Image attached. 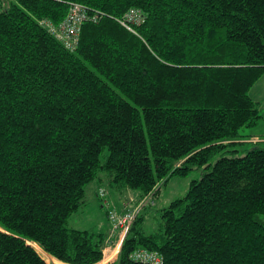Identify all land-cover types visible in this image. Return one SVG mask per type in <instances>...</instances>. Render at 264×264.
Here are the masks:
<instances>
[{
	"label": "trees",
	"instance_id": "trees-1",
	"mask_svg": "<svg viewBox=\"0 0 264 264\" xmlns=\"http://www.w3.org/2000/svg\"><path fill=\"white\" fill-rule=\"evenodd\" d=\"M73 3L88 19L71 51L41 20ZM263 75L264 0H0V264H48L37 248L106 264L105 234L69 226L87 185L106 173L139 202L194 169L158 229L141 212L109 264H141V248L163 264H264V137L227 155L261 119Z\"/></svg>",
	"mask_w": 264,
	"mask_h": 264
},
{
	"label": "rangeland",
	"instance_id": "rangeland-1",
	"mask_svg": "<svg viewBox=\"0 0 264 264\" xmlns=\"http://www.w3.org/2000/svg\"><path fill=\"white\" fill-rule=\"evenodd\" d=\"M253 94L255 95V97H257L258 90L256 89ZM254 100L257 102L256 99ZM240 133L243 136V138H241L240 140L241 143H237L229 147V149L237 150V153L235 154L227 153L228 156H232V155L242 156L243 154H245L246 150H248L250 147L253 146V139L255 137L259 139L260 137H264L263 119L262 120L260 119V121H258V123L254 126L244 127L243 129H241ZM108 153H109L108 149H105L101 156L102 161L106 160ZM217 158H219V155L215 157L213 162L216 161ZM105 174L106 173L101 174V177L104 178L103 181H100V179L96 178L94 181H92L90 184L87 185L86 193H85L86 202L83 206L80 207V209L77 212L73 213L72 216L69 218L70 221L69 226L70 227L77 226L78 228H80V230H88L96 233H104L105 236L109 235V237H115V236L119 237L118 235H120L121 232H119L117 235V233L113 231L112 225L108 220L106 214V206L103 203L104 200L98 195L100 191L99 188L102 187L105 189L110 205L114 204L112 200L113 201L117 200V197H119L120 199L121 197L125 199L130 195L137 196L139 192L137 190H132V189H124L121 191L115 190L114 188L108 185V181L107 179H105ZM201 176H202V170L194 169L190 171L187 176L176 175L171 177L165 184L162 183V190L155 198V205L149 207L150 209L148 210L142 211L143 214L145 215L143 226L146 234L154 233L158 229L161 221V210L169 207L173 201L179 198H183L188 193L191 182L193 180L201 178ZM135 201L136 200H133L134 204L138 203ZM112 207L115 206L112 205ZM118 244H119V240L114 242L112 250L117 249ZM106 248H108V246ZM37 249L41 252L43 256H45L42 250H40V248ZM112 250L111 248L110 249L108 248L106 251H109L110 253ZM117 254L118 253H116V255L112 259L106 261V264L115 261L116 258L118 257ZM106 256H107L106 252H104L103 260L106 258ZM44 259L48 264H55L53 260L49 257H44Z\"/></svg>",
	"mask_w": 264,
	"mask_h": 264
},
{
	"label": "built area",
	"instance_id": "built-area-1",
	"mask_svg": "<svg viewBox=\"0 0 264 264\" xmlns=\"http://www.w3.org/2000/svg\"><path fill=\"white\" fill-rule=\"evenodd\" d=\"M87 19L88 13L85 7L79 3H73L71 4L68 16L61 23L54 24L50 20L44 19L41 20V24L58 41L63 43L67 49L74 51L79 43L81 27ZM126 19L127 21H134L138 23L139 15L136 11L131 10ZM127 21L123 22L126 26ZM253 141L258 142L262 140L255 138ZM99 190L98 195L104 200L103 203L106 206V214L112 225L113 231L117 233V235L121 232L120 235H118L119 237H117V240H119L117 247L118 253L136 217L148 205H155V197L150 195L136 204L132 201L127 202L123 211H119L116 207H112L113 204L110 205L105 189L101 187ZM111 238L112 237L107 240V246L110 244ZM131 258L133 261L141 264H163L164 262V257L158 251H152L144 248L134 251Z\"/></svg>",
	"mask_w": 264,
	"mask_h": 264
},
{
	"label": "crops",
	"instance_id": "crops-1",
	"mask_svg": "<svg viewBox=\"0 0 264 264\" xmlns=\"http://www.w3.org/2000/svg\"><path fill=\"white\" fill-rule=\"evenodd\" d=\"M258 90V96L257 97H255V95L253 94L254 93V91L255 90ZM250 94L252 95V97L254 98V99H256L257 100V102L259 103V113L261 114V120L263 119V122H264V75L256 82V84L252 87V89H251V91H250ZM124 190V189H123ZM121 191V190H120ZM96 192H97V190H96ZM129 192V191H128ZM138 196H139V193H138V195L137 196H135V195H130V196H128V197H126L125 199H123L122 197H121V199L119 198V197H117V200H115V201H113L112 200V202L114 203L113 205L119 210V211H123V209H124V207H125V204L127 203V202H130V201H132L133 202V200H136L137 198H138ZM70 222V221H69ZM72 227V226H71ZM72 228H75V229H80V228H78L77 226H73ZM110 233V232H109ZM106 238H107V240L110 238L109 237V235H107L106 236ZM107 240H106V242H107ZM117 241V237L115 236V237H112L111 238V242H110V244H108V248L110 249L111 248V250L113 249V244H114V242H116ZM108 248H106L105 249V251L104 252H106V250L108 249ZM121 250V249H120ZM113 251V250H112ZM111 251V252H112ZM120 252V251H119ZM119 252H118V254H119ZM43 254L45 255V256H43V257H49V258H51L52 260H53V262L55 263V264H65V263H62V262H60V261H58L56 258H54V257H52V256H50V255H48V254H46V253H44L43 252ZM117 254V255H118ZM117 259V258H116Z\"/></svg>",
	"mask_w": 264,
	"mask_h": 264
}]
</instances>
